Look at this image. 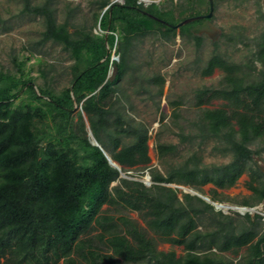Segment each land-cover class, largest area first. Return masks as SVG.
Segmentation results:
<instances>
[{
    "label": "trees",
    "instance_id": "trees-1",
    "mask_svg": "<svg viewBox=\"0 0 264 264\" xmlns=\"http://www.w3.org/2000/svg\"><path fill=\"white\" fill-rule=\"evenodd\" d=\"M87 2L93 11L79 16V4L18 0L20 13L41 29L28 54L13 56L12 68L0 66V264H264L262 214L224 213L168 185L203 193L211 184L210 199L223 201L219 189L246 174L250 194L236 204L263 201L264 174L254 157L264 159V28L243 61L216 49L207 57L200 74L219 69L221 78L194 89L197 111L188 130L179 126L178 143L156 138L159 169L150 167L148 125L132 113L125 85L153 100L165 79L141 74L127 57L148 34L191 37L198 46L201 36L190 28L200 20L168 25L191 15L173 0ZM46 43L59 45L68 63L59 69L46 59ZM31 58L37 75L27 66ZM62 73L67 82L58 86L55 74ZM214 99L219 106L203 107ZM205 144L229 159L205 162ZM102 149L128 176L148 169L152 183L119 176ZM158 241L184 252L159 249Z\"/></svg>",
    "mask_w": 264,
    "mask_h": 264
},
{
    "label": "rangeland",
    "instance_id": "rangeland-1",
    "mask_svg": "<svg viewBox=\"0 0 264 264\" xmlns=\"http://www.w3.org/2000/svg\"><path fill=\"white\" fill-rule=\"evenodd\" d=\"M58 1L59 7L66 1L70 5L79 4V16H89L93 11V6H90L87 0ZM141 1L144 4L152 1L159 2V0ZM177 7L179 11L181 10L180 13L186 10L187 13L191 14L187 17L199 13V8L193 6L190 1L178 3ZM253 9V6L234 8L232 5L218 3L215 16L211 21L212 29L206 28L201 33V41L198 46H196L191 37L182 38L176 35L172 40L164 41L157 38L156 35L148 34L141 38L135 51L128 55L127 60L130 64L134 63L136 66H138V63L140 64L141 74L159 73L165 79L162 95L155 96L153 100L143 99L145 95L142 94H134L132 91L134 84L125 85L127 93L130 94L133 102L134 108L132 113H134L137 119L142 120L148 125L150 136L148 140L150 167L161 169L156 154V138L160 141L178 143L179 136L176 132L179 131V126H184L185 130H188L191 126L190 121L197 111V108L193 104L194 89L201 86L218 85L221 78V71L219 69L214 70L208 76H202L200 74L205 60L212 51L216 49L231 60L243 61L250 53V50L254 48L259 34L263 30V26L258 16L256 17L253 12ZM259 11L260 8L257 6V12ZM217 28L221 30L220 35L223 33L228 37L220 36L219 34L216 36ZM40 29L41 26L37 18L20 13L18 0H0V66L12 68L11 59L13 56L20 57L22 53L28 54L29 52L26 48L32 44V41L39 37L38 32ZM94 30L97 31V25L94 27ZM240 39L243 43H247V45L240 42ZM40 49L44 52L45 58L52 61L57 68L60 69L68 63L65 52L57 44L46 43ZM30 64H34L33 74L37 75L35 58H31L27 62V66ZM139 77L143 78L142 75ZM54 80L58 86H61L67 82V76L63 73L61 76L55 74ZM38 82H41L40 78H38ZM152 88L153 90L157 89L156 86H152ZM174 101H179V104H173ZM220 103V100L214 99L210 103L203 105V107H217ZM174 111L178 114L177 117L173 116ZM160 115H164L163 121L159 120ZM210 146V144L202 146L204 148L202 156L205 162L219 163L226 162L229 159L228 155L211 152ZM147 172L148 169H145L140 174L134 171H129L128 173L130 176L143 178ZM247 179V175L243 174L234 186L224 190L219 189L224 200L217 202L240 205L236 204V202L241 201L250 194L244 186V182ZM185 187L190 188L189 186ZM211 187V184L205 185L202 194L208 196V191ZM178 189V195L180 196L183 189ZM232 211L228 210L227 213H231ZM125 213L143 224L137 212L126 210ZM250 214L252 215L254 213ZM157 247L163 250L174 249L177 254L184 252L182 246L171 245L168 242L158 241ZM224 255L234 257L228 252L224 253Z\"/></svg>",
    "mask_w": 264,
    "mask_h": 264
},
{
    "label": "water",
    "instance_id": "water-1",
    "mask_svg": "<svg viewBox=\"0 0 264 264\" xmlns=\"http://www.w3.org/2000/svg\"><path fill=\"white\" fill-rule=\"evenodd\" d=\"M113 1H117L119 3L123 2V0H113ZM208 3H209V12L206 15H202V14L193 15V16L186 17V18L182 19L181 21H179L175 25H172V24H168V25H170L171 27H179V26H181V25H183V24H185L187 22L194 21V20L200 19L202 17H209L212 14V11H213V8H214V4H213V0H208ZM145 13L148 16H150V17H152V18H154L156 20H160V19H158L157 17L153 16L152 14H150L148 12H145ZM160 21H162V20H160ZM112 58H116V56L112 55ZM86 127H87V134H88V137H89L91 143L98 145L97 141L94 139V137H93V135H92V133H91L89 127H88L87 121H86ZM102 151H103L105 157L107 158V161L112 166H115L118 169L119 176L140 180L145 185H150L152 183V181L150 179V175H149L148 172L144 175L143 178H140V177H137V176H128V175H126V173L123 172L120 169V167L111 159V157L103 149H102ZM168 185L176 187V188H182L183 192H189L191 194H195V195L201 197L202 199H204L205 201L209 202L210 204H212L215 209H220L224 213H227L228 210H233V211H236V212H238L240 214H244L245 212H248V213H260V214H262L263 219H264V213L262 212V207H263V203L264 202H260V203H258L256 205H253V206L232 205V204H228V203H222V202L214 201V200L210 199L209 196L204 195V194H202V193H200V192H198V191H196L194 189L185 187L183 185H177V184H171V183H168Z\"/></svg>",
    "mask_w": 264,
    "mask_h": 264
},
{
    "label": "flooded vegetation",
    "instance_id": "flooded-vegetation-1",
    "mask_svg": "<svg viewBox=\"0 0 264 264\" xmlns=\"http://www.w3.org/2000/svg\"><path fill=\"white\" fill-rule=\"evenodd\" d=\"M188 1H190V3L193 6H196L199 8V13L196 15H199V14L206 15L209 12L208 0H179V2L181 3L188 2ZM218 3L224 4V5H232L234 8H237L240 6H244V7L253 6L254 7L253 12L255 13L256 17L258 16L264 28V0H213L214 8H213L212 14L209 17H202L200 19H197V20H200V22L193 25L190 28L192 34L200 36L201 33L206 30V28L212 29L211 21L213 20V17L215 16V11L217 10ZM257 6H259L260 8L259 12H257ZM220 33H221V30L217 28L216 36H218V34L220 35ZM220 36L225 37L227 35L222 33ZM254 159L256 160L259 168L264 174V159L262 157H257V156H255ZM262 202H264V199Z\"/></svg>",
    "mask_w": 264,
    "mask_h": 264
},
{
    "label": "crops",
    "instance_id": "crops-1",
    "mask_svg": "<svg viewBox=\"0 0 264 264\" xmlns=\"http://www.w3.org/2000/svg\"><path fill=\"white\" fill-rule=\"evenodd\" d=\"M173 2L175 3V2H176V0H173ZM186 13H187V11H185V13H184L183 15H185ZM175 15H176V16H178V15H179V12H178L177 10L175 11ZM183 15H182V16H183Z\"/></svg>",
    "mask_w": 264,
    "mask_h": 264
}]
</instances>
